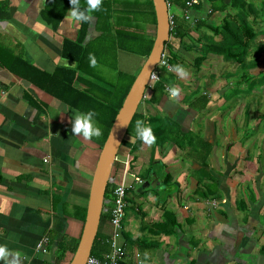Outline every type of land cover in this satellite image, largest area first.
Returning <instances> with one entry per match:
<instances>
[{"label": "crops", "instance_id": "obj_1", "mask_svg": "<svg viewBox=\"0 0 264 264\" xmlns=\"http://www.w3.org/2000/svg\"><path fill=\"white\" fill-rule=\"evenodd\" d=\"M80 4L87 7V0ZM73 7L71 0H0V244L21 253L23 264H70L76 251L59 257V244L67 239L79 245L83 234L107 114L104 109L102 119L95 118L101 136L75 134L72 119L82 102L74 88L106 104L107 91L115 89L120 74L138 75L146 61L113 46L129 27L121 0H103L86 22L66 20ZM148 14L139 30L156 36ZM82 39L85 46L108 41L109 51L96 45L89 55L67 49L69 42ZM74 70L81 79L70 86ZM201 94L188 99L180 89L173 98L167 90L139 107L148 119L180 125L194 141L184 136L185 146L166 140L159 146L143 141L136 150L121 147L112 175L121 182L128 165L144 179L129 190L123 264H264L262 154L241 160L234 153L241 149L198 137L194 126L204 110H194L191 102ZM203 141L212 145L208 155ZM212 185H217L214 192ZM210 198L217 199V206ZM113 231L105 206L98 251ZM45 236L50 237L46 252L37 248Z\"/></svg>", "mask_w": 264, "mask_h": 264}, {"label": "trees", "instance_id": "obj_2", "mask_svg": "<svg viewBox=\"0 0 264 264\" xmlns=\"http://www.w3.org/2000/svg\"><path fill=\"white\" fill-rule=\"evenodd\" d=\"M173 1V3L177 4L182 9L188 8L190 0H169ZM123 2L124 11L126 15V19L129 22V27L123 29L119 32V43L113 44L114 48H120L127 50L128 52H132L138 55H142L147 58L154 46L155 37L150 36L145 31H140L141 25L140 20H146L149 18V10L151 21L156 25L157 18L154 7L153 0H121ZM193 10L197 13L199 20L197 22H189L184 17H179L178 25L175 30L171 32V39L166 43V47L169 49L173 47L172 41H178L181 43V47L183 42L187 39L189 40V45L185 44V49L190 50L191 48L196 49L199 52V56L197 57L196 63L200 65V63L204 60V56L209 54L222 55L226 60H238L241 55L246 54L251 49L252 43L257 38L260 31H256L249 21V17L251 15H259L262 13L264 15V11H259L255 3L250 2L249 0H203L199 5L192 7ZM210 9L212 11H210ZM179 12V9H176ZM222 13V14H221ZM216 14H219L215 17ZM148 17V18H147ZM264 21V16H263ZM136 20V24L138 25L137 29H134L131 24H133ZM206 28L209 31L213 32L211 37L206 36L205 38L198 37L194 38L193 33L196 30ZM104 39V37H103ZM102 39V41H103ZM81 41L76 43L69 42L67 49H71L75 51V49L79 52H82V55H89L91 47L95 45L101 47V51L108 52L106 43H94L89 44L87 46L83 45ZM71 47V48H70ZM171 49V48H170ZM178 52H171L169 56V61L174 65H182L183 61ZM176 71H169L164 68L161 74V80L155 86L152 95L150 96L151 101H156L157 96L165 95L167 93V87L173 85V78L176 77L174 74ZM137 75H132L126 72H122L120 74V79L115 86L113 91H107V103L105 104L100 99H98L93 93L75 89V92L81 98L82 112H87L89 110L96 111L97 120L102 119V115L104 113V109H106L107 114V131L106 135L102 137L103 141H106L108 135L110 133L111 127L118 115L119 110L121 109L124 100L130 91ZM245 80L252 85H249V89L253 88V82L251 81V75L246 74ZM81 79L78 75L77 70H74L73 76L70 79L69 85L71 86L74 81ZM264 82V78H263ZM211 103V97L208 93H203L196 99L191 102V107L196 111H203L209 108ZM143 120L145 124L150 125L153 129V132L156 136V146L161 145L166 140H174L178 145L185 146L184 144V136L189 137L190 143L194 141L191 138L190 134L183 133L182 127L180 125H176L175 123H171L167 120H163L162 118L149 116V119L145 117V115L141 112H137L128 131V134L123 142L124 146H130L133 150L139 149L142 145V140L136 134V121ZM182 136L180 137V135ZM132 136L135 138L134 142H131L128 137ZM207 147V155L211 151V143L207 141H203ZM205 155V159L207 158ZM113 184H109L106 197L110 196L112 191ZM211 192L217 190V185L210 186ZM98 237V236H97ZM78 243L76 242L74 245L70 243L69 240L63 239L59 244L58 256L62 257L65 255L68 249H71L73 252L76 251ZM98 246H101L98 238L96 239L93 256H97L100 258L103 257L104 253H108L111 249V246L108 242L104 241L101 247V251H98Z\"/></svg>", "mask_w": 264, "mask_h": 264}, {"label": "rangeland", "instance_id": "obj_3", "mask_svg": "<svg viewBox=\"0 0 264 264\" xmlns=\"http://www.w3.org/2000/svg\"><path fill=\"white\" fill-rule=\"evenodd\" d=\"M249 1L255 3L260 12L264 11V0ZM217 15L219 14L215 17ZM263 16L261 13L248 18L253 28L260 33L252 43L251 49L238 60L228 61L222 55L209 54L204 56V60L198 65L196 60L199 52L194 48L185 49L184 42L189 45L187 39L182 47L181 43L173 40L174 46L169 48L170 53L179 51L185 55L184 60L181 58L183 61L181 66L189 73L183 80L175 72L173 85H181L183 94L186 97L190 96L188 99H193L203 92L211 97L209 108L199 114L194 126L198 137L212 139L218 146L222 144L230 146L229 148L241 149L240 152L234 153L245 161L259 159L260 154H262L260 159L264 161ZM152 32L155 34V29H152ZM212 34L209 29L202 28L196 30L193 36L197 39L211 37ZM128 66L131 69L133 64L128 63ZM246 74L251 75L252 89H249V85L252 84L244 78ZM213 199L215 198H210V203Z\"/></svg>", "mask_w": 264, "mask_h": 264}, {"label": "water", "instance_id": "obj_4", "mask_svg": "<svg viewBox=\"0 0 264 264\" xmlns=\"http://www.w3.org/2000/svg\"><path fill=\"white\" fill-rule=\"evenodd\" d=\"M153 2L157 18L154 46L130 88L104 143L93 178L83 234L70 264H87L93 253L115 162L130 125L145 99L151 75L161 62L166 43L171 38L168 0H153Z\"/></svg>", "mask_w": 264, "mask_h": 264}, {"label": "built area", "instance_id": "obj_5", "mask_svg": "<svg viewBox=\"0 0 264 264\" xmlns=\"http://www.w3.org/2000/svg\"><path fill=\"white\" fill-rule=\"evenodd\" d=\"M202 1L203 0H190L188 3L189 7L182 9L177 4L173 3V1L168 0L171 32L176 29L180 16L182 18L184 17L189 22H197L199 17L192 7L199 5ZM176 9H179V12L176 11ZM210 11L212 10L210 9ZM169 56L170 51L166 47L163 52L161 62L151 75L145 99L151 96L155 86L161 80L163 69L166 68L169 71H173L172 64L169 61ZM167 90L170 92V87H167ZM129 178L132 179V182H129ZM132 183H138L142 185L144 184V179L135 171H132L128 165L125 169L124 178L121 182L117 181L116 177L112 175L110 181V184H113L112 191L110 196L105 198V206H107V212L110 214V220L114 227L113 234L108 240L111 249L108 256L105 258L91 255L87 264H123L125 258L127 257L125 244L121 241V233L124 227L125 218L127 216L129 190L131 187H133ZM217 204V200L213 199L211 205L217 206ZM49 245L50 237L45 236L39 241L37 248L46 252L48 251L47 247H49Z\"/></svg>", "mask_w": 264, "mask_h": 264}, {"label": "clouds", "instance_id": "obj_6", "mask_svg": "<svg viewBox=\"0 0 264 264\" xmlns=\"http://www.w3.org/2000/svg\"><path fill=\"white\" fill-rule=\"evenodd\" d=\"M103 3V0H87V7H82L80 0H71V4L74 6L66 14V20L69 23L72 22H86L92 19L91 13L93 10H98ZM92 56V65L96 64L94 55ZM181 78L188 76L187 70L181 65H174L173 69ZM180 89L173 85L170 88V96L175 98L179 95ZM96 113L94 110L82 112L74 110V116L72 119V131L75 134H80L85 138L91 139L92 137H99L102 135V128L99 126L98 121L95 120ZM136 134L137 136L147 144H152L156 141V136L150 125L145 124L143 120L136 121ZM21 253H13L6 244H0V260H3L4 264H23Z\"/></svg>", "mask_w": 264, "mask_h": 264}]
</instances>
